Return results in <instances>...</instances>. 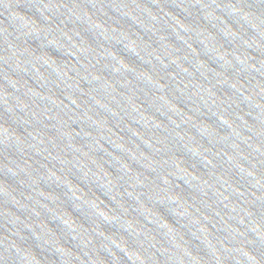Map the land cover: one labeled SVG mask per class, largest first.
<instances>
[{"label": "water", "instance_id": "obj_1", "mask_svg": "<svg viewBox=\"0 0 264 264\" xmlns=\"http://www.w3.org/2000/svg\"><path fill=\"white\" fill-rule=\"evenodd\" d=\"M0 264H264V0H0Z\"/></svg>", "mask_w": 264, "mask_h": 264}]
</instances>
